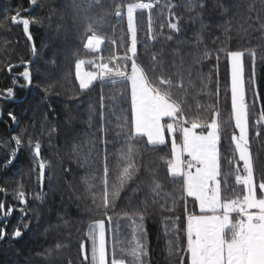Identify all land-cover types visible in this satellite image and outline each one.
I'll list each match as a JSON object with an SVG mask.
<instances>
[{
  "label": "trees",
  "instance_id": "16d2710c",
  "mask_svg": "<svg viewBox=\"0 0 264 264\" xmlns=\"http://www.w3.org/2000/svg\"><path fill=\"white\" fill-rule=\"evenodd\" d=\"M90 2L37 0L33 6L29 0H0V25H3L0 27V188L5 189L0 192V204L5 210L13 211L0 223V231L4 233V238L0 239V264H88L84 254L89 256V251L85 247L82 253L81 245L88 242L89 227L97 221H105L111 251L115 230L118 229L121 240L131 239V219L138 218L137 213L144 215L143 243L147 252L144 264H180L179 255L169 254V242L176 243L177 227L179 243L186 242L183 231L186 213L179 199V181L168 176L162 159L170 158V145L153 148L147 145L146 138L139 142L136 156L139 173L127 184L114 210L105 213L93 204L92 194L96 195L97 202L102 194L98 180L91 191L85 183L86 178L102 175L106 147L110 181L115 177V157L111 154L121 144L105 145L103 141L120 139L116 136L117 117L122 115L121 109L130 108V85L105 81L102 86L97 80L88 90L81 92L79 88L75 76L79 60L92 61L86 65L93 70L99 62L98 55L122 57L125 46L130 45L126 8L121 17L114 14L116 4L122 0H102V4L92 3L89 7ZM152 2L155 6L150 13L151 34L148 32L149 11L138 10L135 14L137 62L150 69L155 55L157 61L162 62L165 74L174 81L183 75L186 87L191 72L195 87H188L185 110L188 115L195 113L197 101L206 115L209 105L219 110L220 151L225 172L229 170L227 160L231 159L233 166L238 160L231 140L237 132L231 111L230 66L224 53H219L217 60L216 50L245 51L246 65L256 76L257 101L249 93L247 105L250 151L255 179L260 181L264 178V121L257 123L254 115L258 112L260 116L264 110V28L261 27L264 0H203V8L194 6L191 11L186 0ZM198 2L196 0V4ZM169 3L174 5L170 10L166 7ZM17 11L22 18L38 21L29 26L32 40L27 38L22 24L11 22L10 17ZM101 15L103 22L93 27L105 38V43L100 53H92L84 46L86 37L91 35L86 32L89 21L85 17ZM175 17H180L179 32L167 26L170 20L175 22ZM197 33L202 36V43L197 44ZM169 35L172 39H167ZM206 50L211 53L207 58L204 57ZM247 50H254V64ZM127 64L130 72V61ZM26 69L31 73V84L21 75ZM159 71L160 65L157 73ZM9 88L13 90L12 96L5 91ZM254 103L256 113L252 114ZM8 113L15 116V121ZM123 114L130 116L129 112ZM102 124L107 129L106 135L100 130ZM15 138L22 141L20 146L16 145ZM37 143L40 144L39 158L34 155ZM15 156L14 165L10 166ZM39 160L46 164L43 191L38 181ZM239 167L242 172L243 162H239ZM153 175L162 182L163 191L159 196L151 190ZM229 182L230 187H235L234 177H230ZM20 190L25 193L24 204L16 195ZM168 193L177 197L175 206L166 196ZM228 195L231 196V192ZM187 208L193 210L190 198ZM17 228L22 231L19 240L13 235ZM57 244L61 245L58 250Z\"/></svg>",
  "mask_w": 264,
  "mask_h": 264
},
{
  "label": "snow or ice",
  "instance_id": "6c2138e0",
  "mask_svg": "<svg viewBox=\"0 0 264 264\" xmlns=\"http://www.w3.org/2000/svg\"><path fill=\"white\" fill-rule=\"evenodd\" d=\"M29 2L33 6L37 4V0H29ZM186 2L189 11L194 6L204 7L203 0H199L198 4L196 0H186ZM92 3L100 5L102 0H91L89 7ZM155 3L158 4L159 0H155ZM154 6L152 0L127 3L122 0L121 3L116 4L114 14L117 17H121L126 8L130 45L125 46V54L122 57L109 55L107 58L98 55L99 62L95 64V72L82 71V66L85 63H93L92 61L79 60L75 65V76L81 92L88 90L97 80L102 82V86L105 81L111 84L130 85V108L121 109L122 115L117 117L119 131L116 136L120 139L103 141L105 145L121 144V147L111 154L115 157V177L110 181L109 150L106 147L102 175L85 179L90 191L96 187L95 181L98 180L102 185L99 202H97L96 195L92 194L93 204L105 213L114 210L127 184L139 173L140 166L136 163L139 142L146 138L147 145L153 148L166 146L168 140L165 133L167 132L171 137L170 158L162 159L167 166L168 176L173 181H179V199L183 201L186 213V225L183 229L186 242L183 245L179 243L180 229L177 227L176 243L169 242V254L179 255L180 264H264V178L260 181L255 179L254 161L250 151L248 105L245 102L243 60L245 51L225 48L216 50L217 60L220 59L219 53H224L230 64L231 111L235 128L239 130L238 136L231 137L238 160L235 166L231 159L227 160L229 170L225 172L219 148L222 128L219 110L214 105H209L206 115L198 101L195 113L188 115L185 110L186 97L189 94L188 87H195L191 72L189 71L188 87H186L183 75H180L178 81H174L170 75L165 74L162 62L157 61L155 55H153V65L150 69L144 68L137 62L138 38L135 14L138 10L149 11L148 32L151 34L150 13ZM166 7L170 10L174 5L169 3ZM10 19L13 24H22L27 38L32 40L29 26L38 21L22 18L19 11ZM85 19L89 21L86 32L91 35L86 37L87 42L84 46L92 53H100L105 38L97 34L93 25L101 24L104 16H87ZM179 20L180 17H175V22L170 20L167 25L169 29L179 32ZM261 27L264 28V24ZM152 38L155 39V36ZM167 39H172L171 35ZM202 40L200 33H197V44L202 43ZM32 51L33 54L36 53L34 46ZM247 51L248 55L253 58L254 64V50ZM210 55L211 53L207 50L204 52L205 58ZM117 60L125 63H116ZM128 61H130V72ZM158 65H160L159 73H157ZM8 70L11 72V67ZM150 72L152 75L149 74ZM21 75L28 84H31L30 71L26 69ZM254 76L253 71V84L255 83ZM5 91L8 96L13 95L11 88ZM177 92H183L184 95L178 97ZM101 99L103 100V97ZM101 107L103 108L104 105L101 104ZM190 107L189 105V109ZM124 112H129L130 116L124 115ZM8 115L15 121L16 118L12 113ZM103 116L102 112L101 117ZM261 121H264V110L261 111L260 120L257 123ZM100 130L105 135L107 134V129L103 124ZM256 135H260L259 131ZM15 143L20 146L22 141L15 138ZM34 155L37 158L40 157L39 143L35 145ZM239 162H243L242 172ZM45 168V162L39 160L38 181L40 183H43L45 178ZM230 177H234L235 187H230ZM151 186L156 196L163 191L162 182L154 175L151 177ZM4 191L5 189L0 188V192ZM229 192L231 196L228 195ZM16 195L21 204L26 203L23 190L18 191ZM166 196L172 199L173 206H175L177 197L171 193ZM189 198L193 206L192 211L187 208ZM0 210H4L3 204H0ZM11 211V208L4 210V214L9 215ZM136 217L138 218L131 219L133 229L130 240H121L118 229L114 231L110 252L106 247L105 221L100 220L90 226L88 233L91 240L90 257L84 255V260L88 264H144L143 258L147 255L143 243L144 215L137 213ZM175 219L178 221L180 217L177 216ZM108 222L111 223V217H108ZM13 235L21 237L22 231L17 228ZM3 238L4 233L0 231V239ZM60 247V244L56 245L57 250ZM83 250L82 244V253Z\"/></svg>",
  "mask_w": 264,
  "mask_h": 264
},
{
  "label": "rangeland",
  "instance_id": "374dc122",
  "mask_svg": "<svg viewBox=\"0 0 264 264\" xmlns=\"http://www.w3.org/2000/svg\"><path fill=\"white\" fill-rule=\"evenodd\" d=\"M243 60H244V58H243ZM229 63V62H228ZM229 66H230V64H229ZM82 71H85V72H87V71H92V72H95L96 71V68H95V66L93 67V70H91V68H89L87 65H86V63L82 66ZM231 74V73H230ZM252 77H253V73H252V71L247 67V65H246V62H245V60H244V80H245V102H246V104H247V101H248V94L250 93V97L251 98H253L255 101H257V99H256V94H255V92H256V90H255V87H256V85H255V83L253 84L252 83ZM255 77L256 76H254V79H255ZM255 85V86H254ZM230 86H231V78H230ZM250 91V92H249ZM256 103V102H255ZM254 103V106L252 107L253 109V113L252 114H255L256 113V109L254 108L255 106H256V104ZM255 116V118L259 121L260 120V116H259V114H258V112L254 115ZM233 120H234V118H233ZM263 121H261L260 123H262ZM234 123H235V121H234ZM259 126H260V124H258ZM236 134L235 135H239V130L238 129H236ZM165 135H166V139L168 140V145H170V141H171V137L170 136H168V134H167V132L165 133ZM248 137H249V141L251 140L250 139V131H249V120H248ZM219 148H220V145H219ZM45 171H46V169H45ZM46 182V181H45ZM5 192V191H4ZM4 210H5V207H4ZM4 210L2 211V214H1V216H0V223L2 222V221H4L5 219H6V216L7 215H5L4 214ZM4 217V218H3ZM92 225H94V224H92ZM91 225V226H92ZM89 229H90V227H89ZM88 229V230H89ZM105 233H106V229H105ZM88 239H87V241L88 242H86L85 241V243H84V253H85V247L87 248V251H89V257H90V250H91V240H90V238H89V235H88V237H87ZM89 243V244H88ZM106 247H107V249H109V242L107 241V233H106ZM110 252V251H109ZM84 255H86V253L84 254Z\"/></svg>",
  "mask_w": 264,
  "mask_h": 264
},
{
  "label": "water",
  "instance_id": "95a60500",
  "mask_svg": "<svg viewBox=\"0 0 264 264\" xmlns=\"http://www.w3.org/2000/svg\"><path fill=\"white\" fill-rule=\"evenodd\" d=\"M18 155V154H17ZM16 157L17 156H15V158L10 162V166H13L14 164V162H15V159H16ZM45 178H46V174H45ZM45 178H44V180H43V183H40V186L42 187V191L44 190V188H45ZM12 214H13V211H12ZM20 238H22V236L21 237H16V239L17 240H19Z\"/></svg>",
  "mask_w": 264,
  "mask_h": 264
},
{
  "label": "bare ground",
  "instance_id": "6f19581e",
  "mask_svg": "<svg viewBox=\"0 0 264 264\" xmlns=\"http://www.w3.org/2000/svg\"><path fill=\"white\" fill-rule=\"evenodd\" d=\"M4 218V217H3Z\"/></svg>",
  "mask_w": 264,
  "mask_h": 264
}]
</instances>
